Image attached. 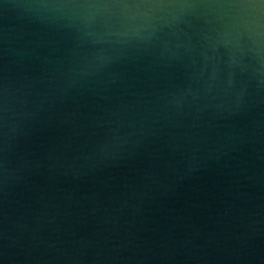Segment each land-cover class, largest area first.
Returning a JSON list of instances; mask_svg holds the SVG:
<instances>
[{
  "label": "water",
  "instance_id": "water-1",
  "mask_svg": "<svg viewBox=\"0 0 264 264\" xmlns=\"http://www.w3.org/2000/svg\"><path fill=\"white\" fill-rule=\"evenodd\" d=\"M0 264H264V0H0Z\"/></svg>",
  "mask_w": 264,
  "mask_h": 264
}]
</instances>
